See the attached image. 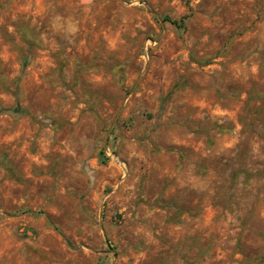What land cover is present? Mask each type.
Wrapping results in <instances>:
<instances>
[{"label": "rangeland", "instance_id": "rangeland-1", "mask_svg": "<svg viewBox=\"0 0 264 264\" xmlns=\"http://www.w3.org/2000/svg\"><path fill=\"white\" fill-rule=\"evenodd\" d=\"M262 255L264 0H0V264Z\"/></svg>", "mask_w": 264, "mask_h": 264}, {"label": "trees", "instance_id": "trees-1", "mask_svg": "<svg viewBox=\"0 0 264 264\" xmlns=\"http://www.w3.org/2000/svg\"><path fill=\"white\" fill-rule=\"evenodd\" d=\"M165 19L175 24L179 28H186V24H187L186 17L183 19L177 20V19H171L170 17L166 16ZM100 157H101V162L103 163L107 162V156L105 154V150L103 149V147L101 148V151H100ZM261 258L264 259V255H262Z\"/></svg>", "mask_w": 264, "mask_h": 264}]
</instances>
